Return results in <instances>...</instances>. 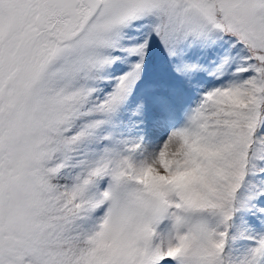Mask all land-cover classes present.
<instances>
[{
	"label": "snow or ice",
	"instance_id": "6c2138e0",
	"mask_svg": "<svg viewBox=\"0 0 264 264\" xmlns=\"http://www.w3.org/2000/svg\"><path fill=\"white\" fill-rule=\"evenodd\" d=\"M0 264H264V0H0Z\"/></svg>",
	"mask_w": 264,
	"mask_h": 264
},
{
	"label": "rangeland",
	"instance_id": "374dc122",
	"mask_svg": "<svg viewBox=\"0 0 264 264\" xmlns=\"http://www.w3.org/2000/svg\"><path fill=\"white\" fill-rule=\"evenodd\" d=\"M206 62V61H205ZM152 73V69L150 68L149 69V74H151ZM201 79L203 78V76H201L200 77ZM174 79V78H173ZM139 91V90H138ZM189 94H191V93H189ZM140 98V96H139V94L137 95V96H135V97H133V102H135L136 100H138Z\"/></svg>",
	"mask_w": 264,
	"mask_h": 264
}]
</instances>
